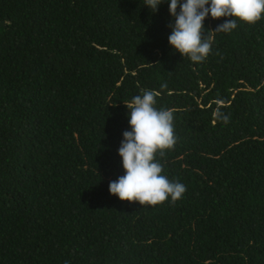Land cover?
<instances>
[{
    "label": "trees",
    "instance_id": "obj_1",
    "mask_svg": "<svg viewBox=\"0 0 264 264\" xmlns=\"http://www.w3.org/2000/svg\"><path fill=\"white\" fill-rule=\"evenodd\" d=\"M143 6L0 0V264H264V18L206 19L194 64L168 47L167 5ZM145 90L173 111L156 159L186 188L155 206L108 192Z\"/></svg>",
    "mask_w": 264,
    "mask_h": 264
},
{
    "label": "clouds",
    "instance_id": "obj_2",
    "mask_svg": "<svg viewBox=\"0 0 264 264\" xmlns=\"http://www.w3.org/2000/svg\"><path fill=\"white\" fill-rule=\"evenodd\" d=\"M143 3L153 14L161 5H167L168 47L194 64L202 63L212 50V39L205 34L206 19L223 18V23L207 33H231L238 24L253 25L264 18V0H143ZM124 105L129 130L122 133L117 150L123 174L109 183L110 196L141 206L181 199L185 185L164 175L163 165L156 159L158 153L163 155L176 143L173 111L158 108L152 90H145ZM227 119L225 116V123Z\"/></svg>",
    "mask_w": 264,
    "mask_h": 264
},
{
    "label": "water",
    "instance_id": "obj_3",
    "mask_svg": "<svg viewBox=\"0 0 264 264\" xmlns=\"http://www.w3.org/2000/svg\"><path fill=\"white\" fill-rule=\"evenodd\" d=\"M1 25H4V22H1Z\"/></svg>",
    "mask_w": 264,
    "mask_h": 264
}]
</instances>
